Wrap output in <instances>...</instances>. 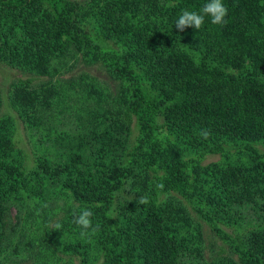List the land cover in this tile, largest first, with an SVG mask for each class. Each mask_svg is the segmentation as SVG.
<instances>
[{
  "label": "trees",
  "instance_id": "1",
  "mask_svg": "<svg viewBox=\"0 0 264 264\" xmlns=\"http://www.w3.org/2000/svg\"><path fill=\"white\" fill-rule=\"evenodd\" d=\"M207 2L0 0V264H264V0Z\"/></svg>",
  "mask_w": 264,
  "mask_h": 264
},
{
  "label": "rangeland",
  "instance_id": "2",
  "mask_svg": "<svg viewBox=\"0 0 264 264\" xmlns=\"http://www.w3.org/2000/svg\"><path fill=\"white\" fill-rule=\"evenodd\" d=\"M73 67L72 69H68L64 74L63 77L66 76H71V75H76L79 74L82 71H88L90 74H94L97 79L99 80V82L107 84L108 82V76L106 74V72L99 67L98 64H86L83 63L82 61L80 62H70L69 65H72ZM30 76L27 73H24L20 70L17 69H12L9 68L8 66L2 65L0 64V92H1V100H2V105L0 107V114L3 113H7L8 115L12 116L14 118V122H15V138H16V142H17V146L25 149L29 159H32V147L31 145L26 141V137H27V130H26V126L25 124L22 122V120L17 116V113L15 110H13L10 106H9V102H8V96H9V92L11 89V84L13 82H15L18 78H26ZM47 77H40L34 80V84H39L40 82L44 81ZM218 157L216 155H212V156H207L206 159L204 160L205 163L215 160ZM31 161H30V165H31ZM58 203H62V201H58ZM43 205L45 206H50L49 203H44ZM54 207V206H51ZM47 208V207H46ZM48 211H52L50 209L47 208V213ZM54 212V211H53ZM59 213V212H58ZM53 214V218H56L55 213ZM10 221H11V227L13 226V222H16V216H18V212L16 211V209L11 208L10 212ZM58 216V215H57ZM204 234H205V238L206 241H210V237H209V233L207 231V229L204 227ZM208 239V240H207ZM206 255L208 256L209 254V249L206 248L205 250ZM63 257L65 256L64 254H61ZM19 264H32V259L29 258V260L27 261H22Z\"/></svg>",
  "mask_w": 264,
  "mask_h": 264
},
{
  "label": "clouds",
  "instance_id": "3",
  "mask_svg": "<svg viewBox=\"0 0 264 264\" xmlns=\"http://www.w3.org/2000/svg\"><path fill=\"white\" fill-rule=\"evenodd\" d=\"M227 15V8L223 4V0H208L199 11H190L183 10L179 15L178 19L175 22L176 28L180 31H183L186 27H194L195 29H200L205 21V17L207 16L210 19V22L213 25H223L225 21V17ZM203 135L207 136V133H203ZM147 200L145 198L140 199V203H146ZM100 206V205H96ZM93 213L90 209L85 208L80 212V214L74 215L73 222L80 226L82 229L81 236H85L87 233L83 230L91 229L92 232L96 231V228L93 227L91 217ZM61 225L56 224L55 228L59 229Z\"/></svg>",
  "mask_w": 264,
  "mask_h": 264
}]
</instances>
